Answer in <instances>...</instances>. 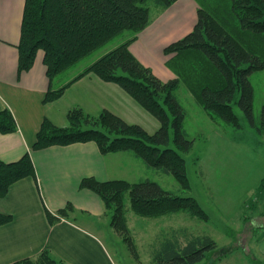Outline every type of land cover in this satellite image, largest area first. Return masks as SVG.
<instances>
[{"label":"trees","instance_id":"16d2710c","mask_svg":"<svg viewBox=\"0 0 264 264\" xmlns=\"http://www.w3.org/2000/svg\"><path fill=\"white\" fill-rule=\"evenodd\" d=\"M149 1L164 11L178 0H25L17 46L19 75L33 68L39 51L44 53L50 82L66 72L76 73L64 87L50 88L45 103L59 100L74 82L93 74L104 82L120 86L160 123L159 129L150 134L140 125L129 124L109 111L90 116L75 108L68 113L66 127L45 119L32 151L95 142L103 155L131 153L147 167L172 175L183 189L190 190L182 153L189 154L195 141L188 138L184 128L186 111L176 97L180 86L190 91L213 118L240 129L233 108L236 103L250 125L264 136V107L256 118L251 83L252 74L264 70V0H196L199 9L193 30L164 50L168 57L166 66L176 75L168 82L157 77L130 50L138 35L153 22ZM124 32L131 35L127 40L90 65L75 69ZM18 129L13 113L9 109L0 111V134ZM171 132L175 148L170 147ZM25 178L37 180L30 152L15 162L0 160V199ZM80 187L101 198L105 216L110 218V228L126 242L130 237L127 198L130 210L144 218H161L181 211L202 219L209 217L195 198L177 196L150 180L102 182L87 177ZM75 213L72 204H68L55 214L47 211V217L53 225L63 219H74ZM12 221L11 215L0 214V227ZM217 248L216 241L209 236L192 237L183 247L179 240L168 239L154 252L153 261L155 264H200ZM248 261L264 264L255 258ZM11 264L65 263L44 251L35 258Z\"/></svg>","mask_w":264,"mask_h":264},{"label":"crops","instance_id":"0c3cea01","mask_svg":"<svg viewBox=\"0 0 264 264\" xmlns=\"http://www.w3.org/2000/svg\"><path fill=\"white\" fill-rule=\"evenodd\" d=\"M24 6L25 0H0V111L9 109L19 128L14 133L0 134V160L15 162L30 152L37 180L25 178L15 183L0 199V214L13 217L10 224L0 227V264L35 258L44 251L65 264H117L98 234L107 228V224L100 223L106 218L104 203L91 190L82 189L80 183L87 177L102 182H139L127 180L125 171V162L141 167L139 161L128 152L103 155L95 142L37 151H32V146L45 119L66 127L68 113L75 108L90 116L109 111L129 124L148 117L120 86L93 74L74 82L59 100L45 103L50 88L64 87L76 73L66 72L50 82L44 53L39 51L33 68L19 75L17 46ZM196 13L194 0H178L138 35L131 52L161 80L173 79V74L161 67L163 49L180 32L190 31ZM68 204L76 211L74 219L50 224L47 211L55 214ZM253 246L255 257L264 263V233Z\"/></svg>","mask_w":264,"mask_h":264},{"label":"rangeland","instance_id":"374dc122","mask_svg":"<svg viewBox=\"0 0 264 264\" xmlns=\"http://www.w3.org/2000/svg\"><path fill=\"white\" fill-rule=\"evenodd\" d=\"M194 2L197 5L194 19L196 24L199 4L196 0ZM148 6L152 23L169 9L160 11L153 1H149ZM195 24L190 31L176 35L171 43L189 34ZM130 36L129 32L122 33L84 59L75 69L90 65ZM166 47L162 52L164 62L161 67L170 71L175 79L176 75L166 66ZM251 83L254 88V116L259 118L264 107V70L252 74ZM176 97L186 111L184 128L187 136L195 141L189 154L182 153L186 160L190 190L183 189L172 175L147 167L135 156L141 167L125 162V171L128 172L126 178L154 181L177 196L193 197L209 217L202 219L181 211L161 218H144L130 210L127 198L129 242L110 228L109 217L100 222L107 224V228L103 227L98 234L117 264H155L154 252L166 240L177 239L183 247L192 237L202 236L213 238L218 248L208 253L200 264H241L250 258L257 259L253 243L264 233V136L259 135L250 125L247 116L236 103L233 108L239 118L240 129L229 127L213 118L184 86H180ZM145 114L148 119H140L137 125L153 134L159 129L160 123L147 111ZM170 147L175 148L173 132ZM140 175L142 177L138 179ZM78 219L80 222L81 218Z\"/></svg>","mask_w":264,"mask_h":264}]
</instances>
